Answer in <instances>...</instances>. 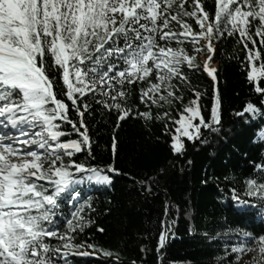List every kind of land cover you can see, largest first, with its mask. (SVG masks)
<instances>
[{
    "label": "snow or ice",
    "instance_id": "6c2138e0",
    "mask_svg": "<svg viewBox=\"0 0 264 264\" xmlns=\"http://www.w3.org/2000/svg\"><path fill=\"white\" fill-rule=\"evenodd\" d=\"M226 38L242 46L259 101L235 115L264 119V0H0V264H69L76 254L121 264L119 253L80 240L97 211L88 192L121 174L114 163L95 162L90 122L99 112L114 124L113 157L118 130L130 120L145 129L158 122L177 158L187 142L206 144V133L222 131L213 61ZM197 74L210 78V92L193 85ZM252 168L238 178L243 195L231 188L232 206L264 218V157ZM154 183L149 177L141 187L151 191ZM161 223L160 256L172 231ZM230 231L236 242L213 264H241L253 241L264 259V233Z\"/></svg>",
    "mask_w": 264,
    "mask_h": 264
},
{
    "label": "trees",
    "instance_id": "16d2710c",
    "mask_svg": "<svg viewBox=\"0 0 264 264\" xmlns=\"http://www.w3.org/2000/svg\"><path fill=\"white\" fill-rule=\"evenodd\" d=\"M257 44L259 47V41ZM241 48L234 38H226L218 52L222 131L206 133V144L196 142L193 147L187 142L183 158L169 151L158 122L145 129L142 121L135 120L118 130L120 150L113 157L109 145L114 124L97 112L90 122L95 162L101 166L114 163L121 174H113L110 186L88 192L97 211L93 213L94 224L80 240L119 253L121 264H131L132 260L137 264H211L223 253L222 234H232L231 229L257 237L264 233V218L237 214L231 201L232 187L243 195L244 184L238 178L248 176L253 171L252 162L264 157V119L235 115L250 99L259 105L246 81ZM197 77L193 85L200 90L208 86L210 92L211 80L206 75ZM162 167L166 172L159 174ZM149 177L155 180L151 191L141 187V181ZM166 205H170L168 214ZM164 220L172 225V231L160 256L155 247ZM205 233L213 239H206ZM145 245L152 249L147 255L141 251ZM113 260L100 254L88 258L71 255L69 264H113Z\"/></svg>",
    "mask_w": 264,
    "mask_h": 264
},
{
    "label": "rangeland",
    "instance_id": "374dc122",
    "mask_svg": "<svg viewBox=\"0 0 264 264\" xmlns=\"http://www.w3.org/2000/svg\"><path fill=\"white\" fill-rule=\"evenodd\" d=\"M204 55L205 54H201L198 57V61L202 62L204 59ZM217 59H218V53L216 55L215 60L213 61V67L217 66ZM210 79V78H209ZM221 240L223 242V248L226 249L229 245V243L236 242L235 239V235L233 234H222L221 235ZM252 249H254L253 251H248L241 260V264H264V259H261L259 253H258V242L257 241H253L250 243L249 245ZM76 256H80L78 254H76ZM89 256H80V257H84V258H88ZM211 264H213V261L211 262Z\"/></svg>",
    "mask_w": 264,
    "mask_h": 264
},
{
    "label": "water",
    "instance_id": "95a60500",
    "mask_svg": "<svg viewBox=\"0 0 264 264\" xmlns=\"http://www.w3.org/2000/svg\"><path fill=\"white\" fill-rule=\"evenodd\" d=\"M216 67L218 68V63H217V66Z\"/></svg>",
    "mask_w": 264,
    "mask_h": 264
}]
</instances>
